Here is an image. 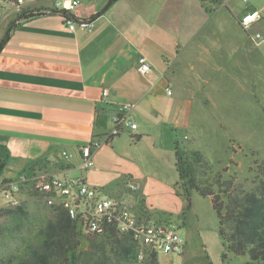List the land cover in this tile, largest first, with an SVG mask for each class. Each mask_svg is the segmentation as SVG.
<instances>
[{"label":"crops","instance_id":"obj_1","mask_svg":"<svg viewBox=\"0 0 264 264\" xmlns=\"http://www.w3.org/2000/svg\"><path fill=\"white\" fill-rule=\"evenodd\" d=\"M231 1L115 0L105 7L108 0H79L73 16L92 20L90 32L69 31L59 12L20 19L11 29L17 14L4 23L10 13L1 14L0 40L7 38L0 48L6 162L0 182L20 174L82 177L131 206L142 199L173 221L192 213L193 206L183 211L177 178L163 170L174 162V141L191 127L195 107L225 84L226 44H248L238 23L245 10L236 11ZM139 56L150 64L145 75L137 68ZM126 104L133 105L137 127L123 128L96 148L94 165L82 170L79 146L102 140ZM128 179L136 191H123ZM184 235L185 252L178 256L190 260L200 252L197 236L190 226Z\"/></svg>","mask_w":264,"mask_h":264},{"label":"trees","instance_id":"obj_2","mask_svg":"<svg viewBox=\"0 0 264 264\" xmlns=\"http://www.w3.org/2000/svg\"><path fill=\"white\" fill-rule=\"evenodd\" d=\"M114 1L108 0L105 7ZM45 13V8L41 7L23 9L8 28H13L20 19ZM6 38L0 40V48ZM174 158L177 172L174 186L184 202L183 211L192 206L193 192L210 197L217 216L218 232L227 250L235 255H247L250 263L264 264V161L256 170L259 177L256 186L245 189L231 176L224 177L220 171H215L199 150L183 147L177 140L174 141ZM5 163L0 146V173ZM136 208L149 216L171 218V214L146 210L142 199ZM31 221L23 203L0 209V264H119V261H138V247L129 234H120L110 227L100 235H84L77 221L60 203L52 205L42 222L25 225ZM139 263L160 264L158 254L149 250Z\"/></svg>","mask_w":264,"mask_h":264},{"label":"rangeland","instance_id":"obj_3","mask_svg":"<svg viewBox=\"0 0 264 264\" xmlns=\"http://www.w3.org/2000/svg\"><path fill=\"white\" fill-rule=\"evenodd\" d=\"M11 1L0 0V16L10 13L2 19L3 23L15 18ZM31 1L33 4L30 6L36 2V7L41 8L52 6L54 2ZM231 6L238 12L247 7L246 10L258 9L261 18L252 25L251 32H258L264 38V0H248L247 3L232 0ZM23 8H29V5L25 4ZM244 37L242 41L248 43L246 47L240 48L237 43L226 44L225 84L208 103L195 107L191 127L186 134L179 133L176 140L183 147L199 150L213 169L224 177L231 176L239 186L252 189L259 180L257 167L264 161V40L255 44ZM174 166L175 158L163 170L172 180L177 178ZM123 191H128V188H123ZM21 203L32 220L25 225L31 226L32 222L35 225L43 221L52 205L58 203V198L32 187H23L16 205ZM192 206V213L175 217L174 222L183 235L187 226L195 232L199 254L189 260L176 254L159 253L160 264H255L250 263L247 255H235L227 250L219 235L217 216L209 198L193 192ZM119 264L141 263L134 260L129 263L119 261Z\"/></svg>","mask_w":264,"mask_h":264},{"label":"built area","instance_id":"obj_4","mask_svg":"<svg viewBox=\"0 0 264 264\" xmlns=\"http://www.w3.org/2000/svg\"><path fill=\"white\" fill-rule=\"evenodd\" d=\"M27 0H12V11L17 15L25 8ZM248 2V0H243ZM79 5V0H54L53 5L46 7L50 12L56 9L61 13L63 24L69 31L90 32L94 28L93 21L88 18H75L73 12ZM261 18L258 9L246 10L241 14L238 23L241 29L247 33L249 39L255 44L264 40L258 32L252 33L251 28ZM138 70L145 75L150 71V64L145 56L138 58ZM167 94L172 90L167 88ZM107 95V89L103 90V96ZM132 104L120 107V110L112 119L114 126L102 140H93L79 146L80 168L87 171L94 165L93 151L107 143L119 134L123 128L135 129L130 110ZM24 186H31L39 192L58 198V203L67 211L68 215L75 219L84 235H100L114 228L120 234H129L138 247L137 260L144 259L145 251H153L157 254L181 255L185 252L186 238L179 231L171 218L160 219L157 216H149L140 212L135 206L115 197L104 194L99 188L89 184L82 177H54L45 173L27 176L20 174L15 180H3L0 182V209L14 206L18 203V195ZM125 186L134 192L138 185L128 179ZM146 210H150L146 207Z\"/></svg>","mask_w":264,"mask_h":264}]
</instances>
